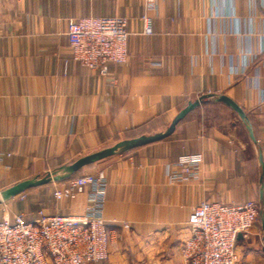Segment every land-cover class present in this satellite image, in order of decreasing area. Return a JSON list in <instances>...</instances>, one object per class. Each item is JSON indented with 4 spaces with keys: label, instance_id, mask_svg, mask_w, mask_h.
I'll return each mask as SVG.
<instances>
[{
    "label": "crops",
    "instance_id": "crops-1",
    "mask_svg": "<svg viewBox=\"0 0 264 264\" xmlns=\"http://www.w3.org/2000/svg\"><path fill=\"white\" fill-rule=\"evenodd\" d=\"M86 16L128 18V60L106 74L72 58L69 23ZM209 92L247 111L264 155V0H0V188L160 131ZM238 118L223 103L202 104L167 138L82 169L108 181L110 255L99 264H186L195 206L258 200L259 162ZM187 153L203 154L201 178L172 180ZM47 185L49 195L39 186L30 200L0 205V219L84 211L88 191L59 201V183ZM258 253L244 252L237 264H264Z\"/></svg>",
    "mask_w": 264,
    "mask_h": 264
},
{
    "label": "built area",
    "instance_id": "built-area-1",
    "mask_svg": "<svg viewBox=\"0 0 264 264\" xmlns=\"http://www.w3.org/2000/svg\"><path fill=\"white\" fill-rule=\"evenodd\" d=\"M155 0H147L153 7ZM149 23L148 17H144ZM146 33L151 32L148 24ZM128 18L86 16L73 19L67 32L72 58L90 70L106 74L111 63L128 60ZM204 156L187 153L171 169L174 181L198 180ZM103 172L85 173L59 182L56 200L76 199L88 191V204L81 214H23L0 219V264H99L110 255L111 235L103 216L107 194ZM22 193L21 195H23ZM259 222L258 200L224 203L202 200L188 217L190 236L183 246L186 264H237L239 234L250 238ZM126 228L129 224L125 223Z\"/></svg>",
    "mask_w": 264,
    "mask_h": 264
},
{
    "label": "water",
    "instance_id": "water-1",
    "mask_svg": "<svg viewBox=\"0 0 264 264\" xmlns=\"http://www.w3.org/2000/svg\"><path fill=\"white\" fill-rule=\"evenodd\" d=\"M215 102L223 103L237 113L248 133L250 141L253 143L256 150L259 162V218L263 229L262 240L264 243V155L262 146L255 135L254 126L247 111L237 101L224 92L203 93L196 99L189 100L187 104L176 114L172 121L160 131L142 134L133 138L122 139L112 145L81 155L78 158L67 163H63L54 169L27 176L0 188V205L14 199L16 196L32 188L69 180L77 175L84 167L94 164L102 159L113 155L123 154L134 148L167 138L175 132L178 124L185 119V117L192 110L202 104ZM239 239H242V234H239Z\"/></svg>",
    "mask_w": 264,
    "mask_h": 264
},
{
    "label": "rangeland",
    "instance_id": "rangeland-1",
    "mask_svg": "<svg viewBox=\"0 0 264 264\" xmlns=\"http://www.w3.org/2000/svg\"><path fill=\"white\" fill-rule=\"evenodd\" d=\"M83 171L84 170H81L78 173V175L85 174V172H83ZM42 187H44L42 189H44V190L46 189L44 194L49 195L50 194L49 189L51 187H53V185H47V186H42ZM34 191L35 190H27L26 192H24L23 195L20 194V196H18V197L22 200H25V199L30 200L31 198H34V196H33V195H35V194H33V193H35ZM262 236H263V229H262L261 221L259 218V222L254 227V229L250 235V238L246 239L245 240L246 242L242 241V242H239V244H238L239 259H240L241 255L244 254V252L254 250V249H258L259 253L257 254L256 257H258V259H261L262 262H264V243L262 240Z\"/></svg>",
    "mask_w": 264,
    "mask_h": 264
},
{
    "label": "trees",
    "instance_id": "trees-1",
    "mask_svg": "<svg viewBox=\"0 0 264 264\" xmlns=\"http://www.w3.org/2000/svg\"><path fill=\"white\" fill-rule=\"evenodd\" d=\"M153 132H156V131H147V132H144V133H141V134H139V135H136V136H134V137H137V136H140V135H142V134H149V133H153ZM131 138H133V137H131ZM92 165V164H91ZM90 166V165H89ZM78 175V174H77ZM77 175H75V176H77ZM74 176V177H75ZM73 178V177H72Z\"/></svg>",
    "mask_w": 264,
    "mask_h": 264
}]
</instances>
